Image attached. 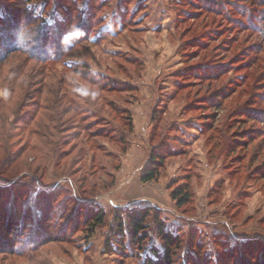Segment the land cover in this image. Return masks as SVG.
<instances>
[{
    "label": "rangeland",
    "instance_id": "1",
    "mask_svg": "<svg viewBox=\"0 0 264 264\" xmlns=\"http://www.w3.org/2000/svg\"><path fill=\"white\" fill-rule=\"evenodd\" d=\"M159 227L264 264V0H0V264H162Z\"/></svg>",
    "mask_w": 264,
    "mask_h": 264
},
{
    "label": "trees",
    "instance_id": "2",
    "mask_svg": "<svg viewBox=\"0 0 264 264\" xmlns=\"http://www.w3.org/2000/svg\"><path fill=\"white\" fill-rule=\"evenodd\" d=\"M67 111H65L66 113L71 112V108L69 107L68 109H66ZM155 117V114H153V119ZM132 117L131 116H126L125 117V127H126V133H130L133 129V124H132ZM120 142L123 143L124 142V137L121 136ZM164 157L160 155L159 153L155 152V149L150 151V157H149V162L148 164L144 167L143 171L140 174V182L141 183H149L151 181L156 180L161 173V170L163 169L164 166ZM191 190L190 187L187 183H184L182 185L177 186L175 189H173V191L170 193V197L173 201H176V206L178 208L188 204L191 200ZM123 215H125L126 220H128V225H129V230L131 232V240L132 242L135 239H141L139 238L140 235V231L143 230V226L145 223V218L147 217V215L149 214L148 210H145L144 212L141 211H135V212H123ZM119 215L117 217V221L118 223H121V220L119 219ZM104 218L103 215V211H99L97 213L94 214V219L95 222L93 223V225H99L102 223ZM156 220L158 221L159 219L157 217H155ZM121 227H123V224H120ZM121 230V229H120ZM160 230V239L161 242L163 244L164 251L162 253V257L161 260L163 261L162 264H171V254H170V250L171 248H173L174 246H176V239L170 235L165 234V232H163V230L161 229V227H159ZM156 252V253H155ZM153 256H157L158 258L160 256H158L157 251H154Z\"/></svg>",
    "mask_w": 264,
    "mask_h": 264
},
{
    "label": "crops",
    "instance_id": "3",
    "mask_svg": "<svg viewBox=\"0 0 264 264\" xmlns=\"http://www.w3.org/2000/svg\"><path fill=\"white\" fill-rule=\"evenodd\" d=\"M143 106H144V105H143ZM139 110H140V109H139ZM141 110H142V114H143V117H144V108H142ZM133 112H134V113H133ZM133 112H132V119H133V123H134V126H135V116H134V115L136 114V113H135L136 110H134ZM137 115H139V114L137 113ZM138 117H139V116H138ZM147 145H148V144H147Z\"/></svg>",
    "mask_w": 264,
    "mask_h": 264
}]
</instances>
